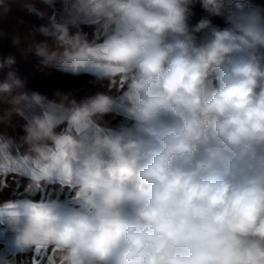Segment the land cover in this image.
Here are the masks:
<instances>
[{"label":"clouds","instance_id":"clouds-1","mask_svg":"<svg viewBox=\"0 0 264 264\" xmlns=\"http://www.w3.org/2000/svg\"><path fill=\"white\" fill-rule=\"evenodd\" d=\"M13 2L0 0V20ZM62 3L61 20L8 38L25 59L92 75L103 90L47 101L14 71L0 79V125L24 119L19 140L0 134V172L30 179L20 200L0 207L17 249L47 244L51 264H264V8ZM196 4L227 27L192 25ZM16 62L0 54V69ZM113 113L123 117L115 127L105 120ZM0 264L18 262L0 253Z\"/></svg>","mask_w":264,"mask_h":264},{"label":"rangeland","instance_id":"rangeland-1","mask_svg":"<svg viewBox=\"0 0 264 264\" xmlns=\"http://www.w3.org/2000/svg\"><path fill=\"white\" fill-rule=\"evenodd\" d=\"M26 3H32L36 8L37 13L28 12L25 7ZM250 3L254 6L264 8V0H250ZM193 11L195 15L190 21L192 25H195L202 18H208L214 26L219 28L227 27L223 18L210 16L199 4L195 5ZM63 16L64 5L62 0H57L54 8L48 7L40 2V0H15V2L11 3L10 11L2 20H0V31H3L6 34L5 38L0 39V54H3L4 56L11 54L15 56L17 62L11 68L4 67L3 69H0V79L6 78L10 71H14L21 80L25 81L24 91L28 94L37 92L45 97L47 101L56 100L57 97L55 94L57 92H71L74 97L79 100L87 94L102 91L103 88L101 84L96 82L95 77L92 75L81 74L74 76L54 67L44 68L41 58L31 53H29L25 59V57L12 46L11 40L8 38L14 31L26 33L32 26L37 28L42 25L46 26L53 18L56 21H59ZM82 28L83 31L88 33L91 37L93 29L88 26H82ZM36 39L42 41L45 38L42 35L37 34ZM104 83L106 84L107 82ZM39 113L40 108L34 107L27 114L34 115ZM105 120L108 122L109 126L115 127L123 120V117L117 113H113L106 116ZM23 123V118L14 116L13 124L15 125V129L13 130L11 127L0 125V134L19 140V137L24 135L23 130L20 127ZM20 151H23V149H20ZM15 154L16 151L14 150L13 155ZM18 181L20 182L19 185H17ZM29 183L30 179L28 177L21 176L11 171L0 172V207L20 200L25 195V188ZM54 187L55 185H48L45 192L37 193L33 199L37 201L43 199L47 196L48 191ZM69 197L70 193H64L60 198L67 203ZM6 221V217H0V253L9 255L8 253L12 252L5 246ZM6 233L8 232L6 231ZM13 253H23L9 255L15 256L18 264H30L33 255L30 250L27 252L17 251ZM47 254L50 255L51 250H48Z\"/></svg>","mask_w":264,"mask_h":264},{"label":"snow or ice","instance_id":"snow-or-ice-1","mask_svg":"<svg viewBox=\"0 0 264 264\" xmlns=\"http://www.w3.org/2000/svg\"><path fill=\"white\" fill-rule=\"evenodd\" d=\"M33 178H36L35 173H33ZM19 181L17 185H19ZM54 252V250H52ZM47 244H43L41 248H38L35 252H33L30 264H45L47 261L48 264H51V255L47 254Z\"/></svg>","mask_w":264,"mask_h":264},{"label":"crops","instance_id":"crops-1","mask_svg":"<svg viewBox=\"0 0 264 264\" xmlns=\"http://www.w3.org/2000/svg\"><path fill=\"white\" fill-rule=\"evenodd\" d=\"M5 225H6V228H5V246L9 249V251L12 252V253H8V254L9 255L23 254V253H13V252L19 251L16 247V244H15L16 232L10 226V223L8 220L5 222ZM6 231L8 233H6ZM26 254H28V253H26Z\"/></svg>","mask_w":264,"mask_h":264}]
</instances>
